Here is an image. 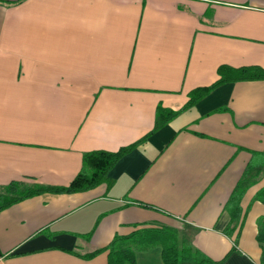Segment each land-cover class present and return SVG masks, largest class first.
<instances>
[{
	"label": "crops",
	"instance_id": "1",
	"mask_svg": "<svg viewBox=\"0 0 264 264\" xmlns=\"http://www.w3.org/2000/svg\"><path fill=\"white\" fill-rule=\"evenodd\" d=\"M222 64L264 69V0H0V190L66 185L83 152L137 141L107 182L0 209V264H107L106 250L82 254L160 225L219 264H258L257 156L236 243L223 229L250 151L264 152V78L180 109ZM158 104L179 111L143 138ZM141 262L164 264L161 247L136 250Z\"/></svg>",
	"mask_w": 264,
	"mask_h": 264
},
{
	"label": "trees",
	"instance_id": "2",
	"mask_svg": "<svg viewBox=\"0 0 264 264\" xmlns=\"http://www.w3.org/2000/svg\"><path fill=\"white\" fill-rule=\"evenodd\" d=\"M216 72L217 77L211 83L194 87L188 92V98L180 109L195 104L200 98L224 82L264 78V69L259 65L233 67L222 64L217 67ZM178 111L179 109L173 110L158 104L153 126L143 138L167 123ZM136 143L137 141H134L111 151L93 149L83 152L79 171L66 185L33 184L23 186L17 181H11L0 190V209L22 198L43 191L73 192L94 187L103 181L107 182L109 180L107 176L108 170L124 153L133 148ZM250 152V160L244 168V178L242 177L237 181L229 198L224 204V208L229 211L230 219L223 229V232L228 236H234V243L237 241L242 222V211L239 200L244 190V186L242 185L243 180L245 182L248 178L247 175L250 173L254 164L253 159L256 156L260 158L264 165L263 151L251 150ZM259 166H261V164ZM254 198L264 201V186L256 192ZM134 225H136V223ZM90 234L91 231L81 233L80 236L88 238ZM255 238L260 246L258 264H264V215L260 216L257 221ZM155 245L161 247V258L164 264L220 263V260L210 258L184 237L179 236L175 227L168 225L138 227L126 234L115 233L106 245L83 253L82 256L91 257L102 250H106L107 264H127L135 261V251L138 247L146 249ZM234 247L235 246H233V248Z\"/></svg>",
	"mask_w": 264,
	"mask_h": 264
},
{
	"label": "rangeland",
	"instance_id": "3",
	"mask_svg": "<svg viewBox=\"0 0 264 264\" xmlns=\"http://www.w3.org/2000/svg\"><path fill=\"white\" fill-rule=\"evenodd\" d=\"M260 216H262V215H259V216L257 217V219H256V224H257V221H258V219H259ZM143 249H144V248H139V247L137 248V250H143ZM135 252H136V251H135ZM127 264H130V263H127ZM140 264H142V262H141Z\"/></svg>",
	"mask_w": 264,
	"mask_h": 264
}]
</instances>
